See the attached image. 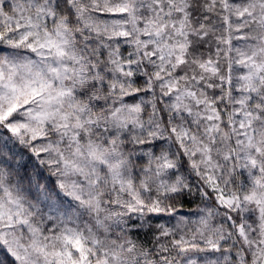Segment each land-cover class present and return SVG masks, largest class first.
Segmentation results:
<instances>
[{
  "label": "snow or ice",
  "instance_id": "1",
  "mask_svg": "<svg viewBox=\"0 0 264 264\" xmlns=\"http://www.w3.org/2000/svg\"><path fill=\"white\" fill-rule=\"evenodd\" d=\"M0 264H264V0H0Z\"/></svg>",
  "mask_w": 264,
  "mask_h": 264
}]
</instances>
